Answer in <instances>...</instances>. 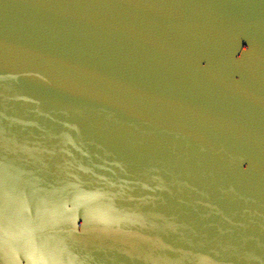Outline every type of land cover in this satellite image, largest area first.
<instances>
[{
	"label": "water",
	"instance_id": "obj_1",
	"mask_svg": "<svg viewBox=\"0 0 264 264\" xmlns=\"http://www.w3.org/2000/svg\"><path fill=\"white\" fill-rule=\"evenodd\" d=\"M0 264H264V0H0Z\"/></svg>",
	"mask_w": 264,
	"mask_h": 264
}]
</instances>
